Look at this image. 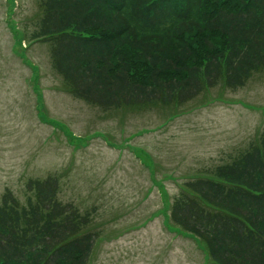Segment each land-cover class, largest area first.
I'll return each mask as SVG.
<instances>
[{
  "label": "trees",
  "instance_id": "obj_1",
  "mask_svg": "<svg viewBox=\"0 0 264 264\" xmlns=\"http://www.w3.org/2000/svg\"><path fill=\"white\" fill-rule=\"evenodd\" d=\"M38 10L30 41L49 45L69 95L104 112L180 114L264 75V0H39ZM258 138L169 204L167 230L191 236L209 264H264V130ZM60 183L30 178L24 201L1 194L0 264H89L98 207L61 201Z\"/></svg>",
  "mask_w": 264,
  "mask_h": 264
},
{
  "label": "rangeland",
  "instance_id": "obj_2",
  "mask_svg": "<svg viewBox=\"0 0 264 264\" xmlns=\"http://www.w3.org/2000/svg\"><path fill=\"white\" fill-rule=\"evenodd\" d=\"M38 3L0 0V196L24 201L26 180L57 174L61 201L98 207L89 264H209L191 236L167 230L168 207L184 181L258 144L264 75L219 85L215 102L200 97L180 114L104 112L69 95L49 45L30 41Z\"/></svg>",
  "mask_w": 264,
  "mask_h": 264
}]
</instances>
